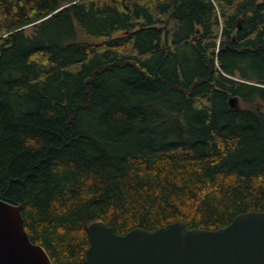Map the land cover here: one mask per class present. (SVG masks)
I'll return each instance as SVG.
<instances>
[{
  "label": "trees",
  "instance_id": "trees-1",
  "mask_svg": "<svg viewBox=\"0 0 264 264\" xmlns=\"http://www.w3.org/2000/svg\"><path fill=\"white\" fill-rule=\"evenodd\" d=\"M0 199L52 264L264 212V0H0Z\"/></svg>",
  "mask_w": 264,
  "mask_h": 264
},
{
  "label": "water",
  "instance_id": "water-1",
  "mask_svg": "<svg viewBox=\"0 0 264 264\" xmlns=\"http://www.w3.org/2000/svg\"><path fill=\"white\" fill-rule=\"evenodd\" d=\"M236 108V99L229 100ZM84 264H264V212H246L217 230L190 229L177 221L123 235L95 221L86 228ZM0 264H52L30 241L22 207L0 199Z\"/></svg>",
  "mask_w": 264,
  "mask_h": 264
},
{
  "label": "bare ground",
  "instance_id": "bare-ground-1",
  "mask_svg": "<svg viewBox=\"0 0 264 264\" xmlns=\"http://www.w3.org/2000/svg\"><path fill=\"white\" fill-rule=\"evenodd\" d=\"M41 1V0H40ZM122 2V1H121ZM187 2V1H186ZM54 4V3H53ZM75 7V6H74ZM75 12H77V11H75ZM184 12V11H183ZM63 16V15H62ZM183 16V15H182ZM52 17V16H51ZM179 17H180V15H179ZM199 22V21H198ZM21 26V25H20ZM21 29V28H20ZM23 30V29H22ZM12 34V33H11ZM8 37V36H7ZM24 38V37H23ZM25 40V39H24ZM38 42V41H37ZM33 43V42H32ZM36 45V44H35ZM57 45V44H56ZM29 47V46H28ZM200 47V46H199ZM142 54V53H141ZM67 57V56H66ZM200 60V59H199ZM100 64V63H99ZM182 66V65H181ZM229 68V67H228ZM164 70V69H163ZM187 72V71H186ZM199 73V72H198ZM205 74V73H204ZM198 75V74H197ZM222 76V75H221ZM51 79V78H50ZM55 79H56V77H55ZM112 80V79H111ZM115 82V81H114ZM112 84V83H111ZM117 84V83H116ZM176 84V83H175ZM185 86V85H184ZM110 89V88H109ZM62 90V89H61ZM167 92V91H166ZM174 93V92H173ZM150 94V93H149ZM180 96H181V94H180ZM184 96V95H183ZM173 97V96H172ZM176 97V96H175ZM156 98V97H155ZM139 102V101H138ZM142 102V101H141ZM162 102V101H161ZM160 102V103H161ZM176 102V101H175ZM11 104V103H10ZM135 105V104H134ZM169 107V106H168ZM30 111V110H29ZM149 113V112H148ZM19 115V114H18ZM21 115V114H20ZM77 119H79V118H77ZM99 121V120H98ZM254 121V120H253ZM74 122V121H73ZM88 122V121H87ZM84 123V122H83ZM97 123V122H96ZM80 124V123H79ZM86 124V123H85ZM87 125V124H86ZM94 126H95V124H94ZM188 126V125H187ZM71 127V126H70ZM81 128V127H80ZM84 130H85V128H83ZM81 131H82V129H81ZM171 131V130H170ZM139 132V131H138ZM177 133V132H176ZM169 134V133H168ZM166 138V137H165ZM159 140V139H158ZM133 141V140H132ZM100 143V142H99ZM101 144V143H100ZM107 146V145H106ZM109 146V145H108ZM104 149V148H103ZM113 150V149H112ZM100 151V150H99ZM116 152V151H115ZM81 162V161H80ZM78 168V167H77Z\"/></svg>",
  "mask_w": 264,
  "mask_h": 264
}]
</instances>
